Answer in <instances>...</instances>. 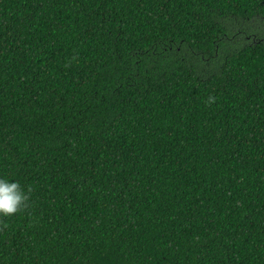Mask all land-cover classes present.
<instances>
[{"label":"trees","instance_id":"1","mask_svg":"<svg viewBox=\"0 0 264 264\" xmlns=\"http://www.w3.org/2000/svg\"><path fill=\"white\" fill-rule=\"evenodd\" d=\"M262 17L0 0V264H264Z\"/></svg>","mask_w":264,"mask_h":264},{"label":"clouds","instance_id":"2","mask_svg":"<svg viewBox=\"0 0 264 264\" xmlns=\"http://www.w3.org/2000/svg\"><path fill=\"white\" fill-rule=\"evenodd\" d=\"M211 100V97L209 98ZM27 200V193L17 181L0 177V216L16 213Z\"/></svg>","mask_w":264,"mask_h":264},{"label":"flooded vegetation","instance_id":"3","mask_svg":"<svg viewBox=\"0 0 264 264\" xmlns=\"http://www.w3.org/2000/svg\"><path fill=\"white\" fill-rule=\"evenodd\" d=\"M253 29H255L253 32H251L250 35H245L244 38L246 40H259L264 42V17L260 18L257 22L252 24Z\"/></svg>","mask_w":264,"mask_h":264},{"label":"rangeland","instance_id":"4","mask_svg":"<svg viewBox=\"0 0 264 264\" xmlns=\"http://www.w3.org/2000/svg\"><path fill=\"white\" fill-rule=\"evenodd\" d=\"M236 29H238V28H236ZM243 38H244V36H243ZM245 39V38H244Z\"/></svg>","mask_w":264,"mask_h":264}]
</instances>
